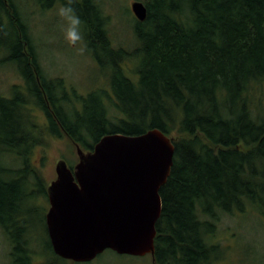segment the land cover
I'll list each match as a JSON object with an SVG mask.
<instances>
[{
	"label": "trees",
	"instance_id": "1",
	"mask_svg": "<svg viewBox=\"0 0 264 264\" xmlns=\"http://www.w3.org/2000/svg\"><path fill=\"white\" fill-rule=\"evenodd\" d=\"M46 1V7L40 1V12L65 2ZM144 4L147 18L133 16L136 26L125 46L115 42L111 16L99 0H76L87 54L105 72L108 86L86 98L47 78L21 1L0 0V51L15 57L26 83L16 86L17 107L0 126V140L15 141L26 162L15 186L0 182V225L11 246L10 264H45L38 257L37 230L27 226L23 209L39 195L28 184L43 179L29 160L48 138L68 139L71 149L78 144L85 151L108 134L159 129L173 138L174 164L160 190L153 264H216L234 247L213 241L223 218L253 211L264 222V0ZM32 105L47 123L28 121L32 116L24 112H32L26 108ZM44 235L55 257L46 264L72 263L54 253L45 221Z\"/></svg>",
	"mask_w": 264,
	"mask_h": 264
},
{
	"label": "water",
	"instance_id": "2",
	"mask_svg": "<svg viewBox=\"0 0 264 264\" xmlns=\"http://www.w3.org/2000/svg\"><path fill=\"white\" fill-rule=\"evenodd\" d=\"M131 11L146 20L144 2L134 1ZM75 147L78 162L71 168L60 159L47 189L46 224L54 253L88 263L110 250L150 255L154 263L160 190L174 164L173 138L151 129L136 136L108 134L91 151Z\"/></svg>",
	"mask_w": 264,
	"mask_h": 264
},
{
	"label": "rangeland",
	"instance_id": "3",
	"mask_svg": "<svg viewBox=\"0 0 264 264\" xmlns=\"http://www.w3.org/2000/svg\"><path fill=\"white\" fill-rule=\"evenodd\" d=\"M23 13L28 19L33 39L36 47L39 61L44 70L49 75H62L70 84L73 85L75 94L88 97L92 92L96 93L106 86L105 72L99 70L98 65L86 53L80 55L76 47L69 45L64 39L61 28L62 21L57 16L59 5L46 12H40V1L34 0V4H28L27 0H20ZM106 13L111 16L110 32L116 43L128 46L132 40L131 33L135 29L136 23L133 19L131 4L134 1L144 2L145 0H99ZM47 5L46 0H42ZM48 10V11H47ZM83 32L86 40V27L83 26ZM87 42V41H86ZM5 69L4 73H8ZM17 82L20 78L17 76ZM3 87L7 88V81L3 80ZM70 85L69 83H66ZM72 91V90H71ZM111 93V91H108ZM95 98H93L94 100ZM78 107L82 108V100H77ZM39 114H37L38 116ZM95 137L91 136L93 142ZM91 142V143H92ZM48 144L39 145L32 156L34 167L40 166L43 155L46 157L44 165H41V178H34L33 187L38 192L35 203L24 204L23 219L29 228L36 229L34 238L37 241L38 256L42 262L54 259L52 252L45 246L46 238L44 235V221L47 212V203L45 196L41 193L45 184H50L56 179L55 166L60 159H64L74 166L78 162L77 152L71 149L68 139L48 138ZM259 215L253 211L246 214H236L223 218L218 225V231L213 241L230 251L221 257L216 264H264V222L259 219ZM7 234L0 225V264H10L9 252L11 246L6 240ZM236 240V241H235ZM225 252V251H224ZM61 264H72L70 262ZM76 264H153L152 257L146 255L143 257L120 256L111 254L108 251L88 263Z\"/></svg>",
	"mask_w": 264,
	"mask_h": 264
},
{
	"label": "flooded vegetation",
	"instance_id": "4",
	"mask_svg": "<svg viewBox=\"0 0 264 264\" xmlns=\"http://www.w3.org/2000/svg\"><path fill=\"white\" fill-rule=\"evenodd\" d=\"M15 57L12 56L11 53L8 52L7 55V51H0V126L3 124V121H6V116H8L9 118H12V113L14 111V107H17V105L13 104V100H15V88L17 85L22 86L23 88H25V81H23V79L18 75L17 70H16V64H15ZM5 69H9L8 73H4ZM35 73V77L37 79V81L39 82V75L37 74V72ZM17 76L20 78L19 82H17ZM47 78H52V79H59L60 82H55L54 84L57 85L56 88L60 87L61 85L65 86V89L68 91L69 94L71 93H75V89L73 87L72 84H70V82L62 75H49ZM3 80L7 81V88L3 87ZM69 83L70 85L66 84ZM40 84V83H39ZM72 90V91H71ZM27 110H32V112H24V116H32V119L28 120V121H34V123H42L45 122L47 123V117L46 115L39 110L36 106L32 105L30 107V109L26 106ZM37 114H39L37 116ZM27 121V119H24ZM41 145V143H40ZM39 145L36 146V148H38ZM30 164L33 166L34 162H32V157L29 160ZM25 157L24 155L18 154L16 151V146H15V141H13L12 139L9 140V138H3V140H0V182L4 183L5 185H10V186H15L16 184V180H17V170L22 169L24 171H26V167H25ZM40 166L42 165L41 162ZM40 166L36 165V169L41 171ZM30 176V175H29ZM31 177V176H30ZM32 180V177H31ZM28 185H32L33 186V182L30 181V183ZM50 185V184H49ZM46 188V203H47V212H46V216L47 213L49 211L50 208V203H49V198H48V193H47V189L48 186ZM36 202V201H35ZM33 202V203H35ZM46 216H45V224H46ZM46 229H47V224H46ZM47 234H48V229H47ZM49 237V234H48ZM53 249V248H52ZM72 262V261H71ZM72 264H76L75 262H72Z\"/></svg>",
	"mask_w": 264,
	"mask_h": 264
},
{
	"label": "clouds",
	"instance_id": "5",
	"mask_svg": "<svg viewBox=\"0 0 264 264\" xmlns=\"http://www.w3.org/2000/svg\"><path fill=\"white\" fill-rule=\"evenodd\" d=\"M76 0H65V2L58 8L57 16L62 21V31L66 42L76 47L80 55L86 54L90 49L85 40L83 32L84 21L80 18L76 11Z\"/></svg>",
	"mask_w": 264,
	"mask_h": 264
}]
</instances>
